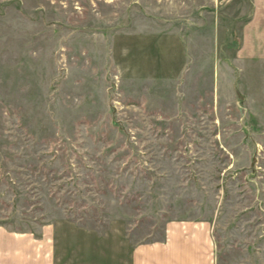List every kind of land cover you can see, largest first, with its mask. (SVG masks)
<instances>
[{
    "label": "rangeland",
    "instance_id": "1",
    "mask_svg": "<svg viewBox=\"0 0 264 264\" xmlns=\"http://www.w3.org/2000/svg\"><path fill=\"white\" fill-rule=\"evenodd\" d=\"M251 10L0 0V224H53L56 264H132L203 221L214 264H264V63L235 60Z\"/></svg>",
    "mask_w": 264,
    "mask_h": 264
},
{
    "label": "crops",
    "instance_id": "2",
    "mask_svg": "<svg viewBox=\"0 0 264 264\" xmlns=\"http://www.w3.org/2000/svg\"><path fill=\"white\" fill-rule=\"evenodd\" d=\"M236 59L264 63V0H252ZM220 69H216L217 79ZM212 243L203 221H174L166 241L135 246L132 264H214ZM0 264H56L55 226L45 224L35 232L0 224Z\"/></svg>",
    "mask_w": 264,
    "mask_h": 264
}]
</instances>
